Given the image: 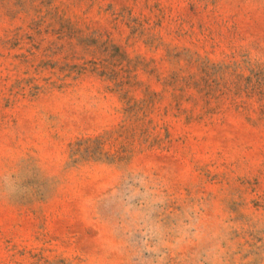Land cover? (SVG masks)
Returning a JSON list of instances; mask_svg holds the SVG:
<instances>
[{
    "label": "rangeland",
    "instance_id": "1",
    "mask_svg": "<svg viewBox=\"0 0 264 264\" xmlns=\"http://www.w3.org/2000/svg\"><path fill=\"white\" fill-rule=\"evenodd\" d=\"M0 264H264V0H0Z\"/></svg>",
    "mask_w": 264,
    "mask_h": 264
}]
</instances>
